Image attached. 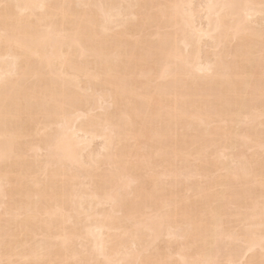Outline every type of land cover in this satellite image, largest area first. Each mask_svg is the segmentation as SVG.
<instances>
[{
    "label": "bare ground",
    "instance_id": "6f19581e",
    "mask_svg": "<svg viewBox=\"0 0 264 264\" xmlns=\"http://www.w3.org/2000/svg\"><path fill=\"white\" fill-rule=\"evenodd\" d=\"M202 3L0 0V264H264V0Z\"/></svg>",
    "mask_w": 264,
    "mask_h": 264
},
{
    "label": "rangeland",
    "instance_id": "374dc122",
    "mask_svg": "<svg viewBox=\"0 0 264 264\" xmlns=\"http://www.w3.org/2000/svg\"><path fill=\"white\" fill-rule=\"evenodd\" d=\"M201 1V2H200ZM204 1V0H203ZM201 4H200V3ZM199 4V5H195V4ZM203 3H202V0H192V7H194V6H197V7H195L197 10H198V6H200V5H202ZM256 18H258V17H256ZM197 21H196V26H199L200 24H203L204 23V20H202V19H200V21H199V19L196 17L195 18ZM255 18H253L252 20H254ZM203 21V23H202V21ZM259 22H260V20H258ZM257 20L255 21V24H257V23H259ZM199 23V24H198ZM254 23V22H253ZM205 24L206 23H204V25H203V27H205ZM254 24V25H255ZM201 26V25H200ZM205 40H207V39H205ZM203 42H205L204 41V39H203V41H201L200 43V45H201V47H202V49L204 48L203 46H206V48H207V46L209 45V43H203ZM207 42H208V40H207ZM202 43H203V45H202ZM204 44H208V45H204ZM210 46V48H212V46L211 45H209ZM206 48H204V49H206ZM209 48V47H208ZM210 48H209V52L213 49H211L210 50ZM203 49V50H204ZM214 50H216V49H213L210 53L207 51V49H206V51L205 52H208L209 53V55L214 51ZM202 53H203V51H202ZM207 53V54H208ZM205 54V53H204ZM203 55V54H202ZM211 56H212V54H211ZM212 58V57H211ZM99 109H97V110H94V111H98ZM93 111V112H94ZM78 136H82V134L81 133H79V135ZM102 144V139L101 138H94V139H92L91 141H90V143L88 144V146L86 147V149H84V151H82V156H85V154H87L88 153V151L89 152H95L96 153V151H97V153L98 152H100L101 150V144ZM93 150V151H92ZM241 251V250H240ZM249 255V252H246L245 254H244V256L243 255H241L242 256V259H239L241 262H243V261H245V258L247 257L248 258V255ZM239 255V254H238ZM237 259V261H238V263H241L239 260Z\"/></svg>",
    "mask_w": 264,
    "mask_h": 264
}]
</instances>
